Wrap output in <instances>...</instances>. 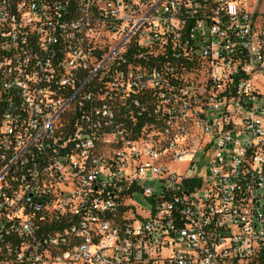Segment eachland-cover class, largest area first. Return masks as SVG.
I'll return each instance as SVG.
<instances>
[{"label": "built area", "instance_id": "obj_1", "mask_svg": "<svg viewBox=\"0 0 264 264\" xmlns=\"http://www.w3.org/2000/svg\"><path fill=\"white\" fill-rule=\"evenodd\" d=\"M258 3L0 0V264H264Z\"/></svg>", "mask_w": 264, "mask_h": 264}, {"label": "rangeland", "instance_id": "obj_2", "mask_svg": "<svg viewBox=\"0 0 264 264\" xmlns=\"http://www.w3.org/2000/svg\"><path fill=\"white\" fill-rule=\"evenodd\" d=\"M249 4H250V2H249ZM257 12L258 13H263L264 12V0H259L258 7H257ZM257 84H258V86L262 85L261 82H257ZM176 169L181 170L180 167H176ZM147 186L153 188V187L156 186V183H153V184L148 183ZM135 200H136L137 204H139V205H141L143 207L147 206V203L144 200H142V197L140 195H137Z\"/></svg>", "mask_w": 264, "mask_h": 264}]
</instances>
